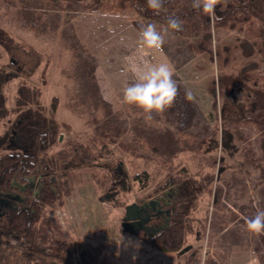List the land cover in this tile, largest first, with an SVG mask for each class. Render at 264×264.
Instances as JSON below:
<instances>
[{
  "label": "rangeland",
  "instance_id": "1",
  "mask_svg": "<svg viewBox=\"0 0 264 264\" xmlns=\"http://www.w3.org/2000/svg\"><path fill=\"white\" fill-rule=\"evenodd\" d=\"M258 8L264 12V0ZM24 9L35 15L36 26L27 21ZM254 22V29L247 22L235 29L212 30L214 53L194 55L187 49L189 39L172 30L161 50L140 49L139 24H155L158 31L167 25L146 19L129 7L96 11L63 1L41 4L40 0H0V28L17 43L43 55V62L28 78L26 68L32 65L33 57L15 45L16 55L11 57L0 46V68H6L11 58L16 63L11 72L14 78L6 86L8 109L15 108L17 89L28 80L43 90L46 109L54 97L58 98V120L70 127L63 131L60 145L53 151L75 139L105 155L97 161L95 170L104 184L100 186L88 168L77 166L71 195L52 214L79 242L105 245L107 264H264V232L249 233L245 226L246 219L264 210V127L232 122L231 129L243 137L235 138V149L229 154L220 150L207 154L201 146V141L221 123L237 117L231 100L216 86L221 74L246 71L247 84L257 82L264 86V38L259 35L264 26L258 19ZM66 34L74 37L77 48H72ZM89 56L96 63L95 83L101 100L95 99L88 84L85 62ZM160 63L173 66V79L195 102L197 114L185 132L177 130L168 109L154 112L148 120L140 109L123 102L124 88L136 82L147 67ZM240 98L244 99L243 94ZM14 118L11 112L0 122V135L11 129ZM106 119L123 129L117 142L109 144L107 154L93 143L95 128ZM220 157H224L225 167L221 173L218 160L213 163L214 158ZM74 162L77 165L76 159ZM183 168L198 180L210 173L217 177L209 186L210 191L201 195L194 211L196 231L187 238L190 249L184 253H162L145 246L141 236L125 233L122 219L126 206L139 202L169 172L177 174ZM119 169L127 171L132 191L123 195V202L116 206L107 195L116 191L111 175ZM143 172L148 174L145 189L143 183L134 179ZM163 197L165 203L172 204L165 194L157 200ZM123 239L133 242L132 246L122 244Z\"/></svg>",
  "mask_w": 264,
  "mask_h": 264
},
{
  "label": "trees",
  "instance_id": "2",
  "mask_svg": "<svg viewBox=\"0 0 264 264\" xmlns=\"http://www.w3.org/2000/svg\"><path fill=\"white\" fill-rule=\"evenodd\" d=\"M40 1L41 4L47 1H63L68 5L96 11H114L129 7L140 16L165 25L169 17H176L182 21V30L176 33L189 39L187 49L194 55L206 51L211 55L214 53L212 30L216 28L235 29L250 22L254 29L255 19L260 20L264 26V12L258 11L261 0H219L216 15L221 17L220 20L212 19L202 11L193 9L192 0H165L158 13L147 7L146 0ZM23 13L32 26L37 25L36 17L31 10L24 9ZM138 26L141 29L142 26L140 24ZM41 27L46 28V23ZM259 33L264 38V28H260ZM64 36L70 40L72 48H77L74 37L67 34ZM14 45L34 59L32 65L27 67L28 70L26 68L25 74L29 78L43 62V55L33 47L17 43L5 29L0 28V46L11 57L16 55ZM85 67L90 90L96 100H101L98 85L95 83L96 63L93 57L87 58ZM15 68L12 58L6 68H0V122L8 118L11 112L15 115L11 129L0 135V190L10 191L20 198L17 209L7 215L6 230L14 239L23 242L27 264H81L83 261L86 264H107L104 256L105 245L79 242L52 214V211L62 208L67 197L71 195L73 171L77 166L88 168L100 186L104 184L95 170L99 166L97 161L105 155L102 151L94 150L92 145L75 139L65 142L64 148L53 151L60 145L63 131L70 127L58 120V98L54 97L49 109H46L42 102L43 90L31 85L28 80L19 85L14 101L15 108L9 110L6 86L10 79L14 78L11 72ZM16 71L19 72L17 69ZM45 72L46 69L43 70V75ZM247 77L249 75L246 71L240 74H221L218 77L216 86L231 100L236 108L237 117L233 121L225 120L220 128L201 141L205 153L220 150L229 154L235 149V138L243 136L231 129L232 122H252L264 127V86L257 82L252 86L247 84ZM177 87L176 101L168 108V113L172 116L177 130L185 132L191 128L197 110L193 98L191 100L185 98L187 92L183 86L177 84ZM240 94H243L244 99L240 98ZM103 104L107 106L106 103ZM121 131L123 129L118 123L113 125L106 119L95 128L93 143H97L96 145L107 154L110 152L109 144L117 142ZM168 135L172 142V134ZM217 160L221 165L219 167L221 173L225 168L224 157L214 158L213 163ZM111 177L117 188L115 192L107 195V199L120 206L123 202L122 196L132 191L129 175L127 171L119 169L113 172ZM216 177V174L210 173L198 180L186 168L180 169L177 174L169 172L154 190L139 200L145 202L171 193L173 203V210L165 228L153 236L141 238L142 243L162 253H180L188 247L187 238L196 231L194 211L201 195L210 191L209 186ZM134 179L143 183L144 189L148 186L146 172L136 175ZM53 257L57 260L54 261Z\"/></svg>",
  "mask_w": 264,
  "mask_h": 264
},
{
  "label": "clouds",
  "instance_id": "3",
  "mask_svg": "<svg viewBox=\"0 0 264 264\" xmlns=\"http://www.w3.org/2000/svg\"><path fill=\"white\" fill-rule=\"evenodd\" d=\"M165 0H146L147 7L158 13ZM219 0H192V7L210 18L220 20L216 15V6ZM169 30L179 32L182 30V21L176 17H169L167 26L158 31L155 24L142 26L139 35L140 49L161 50ZM174 68L170 63H160L147 67L138 77L136 82L129 84L123 90V102L140 109L148 120L152 114L162 113L172 107L178 95V87L173 79ZM187 100H191L190 93L185 94ZM246 230L249 233L260 234L264 232V210L258 211L254 218L245 220ZM122 244L132 246L133 242L125 241ZM203 264V261L201 262ZM258 264V261L256 262Z\"/></svg>",
  "mask_w": 264,
  "mask_h": 264
},
{
  "label": "flooded vegetation",
  "instance_id": "4",
  "mask_svg": "<svg viewBox=\"0 0 264 264\" xmlns=\"http://www.w3.org/2000/svg\"><path fill=\"white\" fill-rule=\"evenodd\" d=\"M14 65H16L15 61ZM17 70L19 71V69ZM165 196L169 202L172 201L171 193H167ZM157 199L136 202L140 206V217L144 221L139 226H132L134 235L142 238L153 236L168 224L173 203H165L164 197L160 200ZM19 200L20 198L16 197L14 193L0 190V264H27L23 242L14 239L12 234L6 230L7 215L17 209Z\"/></svg>",
  "mask_w": 264,
  "mask_h": 264
},
{
  "label": "water",
  "instance_id": "5",
  "mask_svg": "<svg viewBox=\"0 0 264 264\" xmlns=\"http://www.w3.org/2000/svg\"><path fill=\"white\" fill-rule=\"evenodd\" d=\"M144 220L140 217V206L137 203L126 206L125 217L122 227L125 233L133 234L132 226H139ZM190 247H186L181 253L187 252Z\"/></svg>",
  "mask_w": 264,
  "mask_h": 264
}]
</instances>
